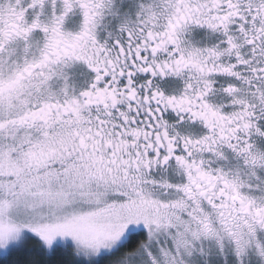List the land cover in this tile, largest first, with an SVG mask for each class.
<instances>
[{"label": "snow or ice", "instance_id": "6c2138e0", "mask_svg": "<svg viewBox=\"0 0 264 264\" xmlns=\"http://www.w3.org/2000/svg\"><path fill=\"white\" fill-rule=\"evenodd\" d=\"M0 264H264V0H0Z\"/></svg>", "mask_w": 264, "mask_h": 264}]
</instances>
